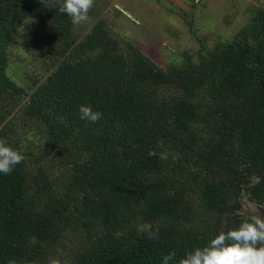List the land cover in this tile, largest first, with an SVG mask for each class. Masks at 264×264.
I'll list each match as a JSON object with an SVG mask.
<instances>
[{"label":"trees","instance_id":"obj_1","mask_svg":"<svg viewBox=\"0 0 264 264\" xmlns=\"http://www.w3.org/2000/svg\"><path fill=\"white\" fill-rule=\"evenodd\" d=\"M58 7L0 0V139L24 156L0 174V264H177L250 218L243 192L264 205L263 8L232 42L163 70L102 20L79 42ZM17 45L55 67L21 107ZM80 105L102 118L81 120ZM18 107L34 140L4 125Z\"/></svg>","mask_w":264,"mask_h":264},{"label":"rangeland","instance_id":"obj_2","mask_svg":"<svg viewBox=\"0 0 264 264\" xmlns=\"http://www.w3.org/2000/svg\"><path fill=\"white\" fill-rule=\"evenodd\" d=\"M251 6L264 9V0H94L88 20L73 24V34L80 42L99 21H105L108 33L119 40L121 50L129 44L157 66L168 70L182 65L186 59L199 61L203 46L212 50L217 45L232 42L251 19ZM49 65L46 52L40 56L19 45L17 49L12 48L8 74L27 91L20 107L29 101L33 83L38 81V86L41 85L55 70ZM18 109L4 125L13 126L20 140L22 136L34 140L37 133L30 131L32 126L21 118ZM22 145L26 147L25 142ZM245 192L241 213L248 217L264 216V205L252 201Z\"/></svg>","mask_w":264,"mask_h":264},{"label":"clouds","instance_id":"obj_3","mask_svg":"<svg viewBox=\"0 0 264 264\" xmlns=\"http://www.w3.org/2000/svg\"><path fill=\"white\" fill-rule=\"evenodd\" d=\"M46 8L57 9L66 14L74 25H79L89 18V10L94 6V0H38ZM80 119L96 123L103 113L93 110L91 105L79 106ZM163 146V141L159 142ZM149 156L159 155L167 159L168 153L150 149ZM24 159L22 152L13 148L5 140L0 139V174H11L15 166ZM140 234L156 238L158 230H153L149 223L137 226ZM175 253L162 257V264H170ZM9 264H15L10 261ZM48 264H61L58 258H51ZM177 264H264V216L254 215L242 220L238 227L220 231L211 237L203 246H197L187 251Z\"/></svg>","mask_w":264,"mask_h":264},{"label":"water","instance_id":"obj_4","mask_svg":"<svg viewBox=\"0 0 264 264\" xmlns=\"http://www.w3.org/2000/svg\"><path fill=\"white\" fill-rule=\"evenodd\" d=\"M118 9H119L123 14H125L127 17H129V18L135 20V19L132 17V15L129 14L126 10H124V9H122V8H120V7H118Z\"/></svg>","mask_w":264,"mask_h":264}]
</instances>
